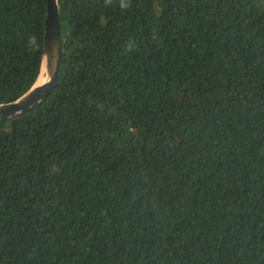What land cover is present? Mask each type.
<instances>
[{"label":"trees","instance_id":"1","mask_svg":"<svg viewBox=\"0 0 264 264\" xmlns=\"http://www.w3.org/2000/svg\"><path fill=\"white\" fill-rule=\"evenodd\" d=\"M59 78L0 118V264H264V4L58 0ZM47 0H0V104Z\"/></svg>","mask_w":264,"mask_h":264},{"label":"water","instance_id":"2","mask_svg":"<svg viewBox=\"0 0 264 264\" xmlns=\"http://www.w3.org/2000/svg\"><path fill=\"white\" fill-rule=\"evenodd\" d=\"M264 4V0H260ZM64 63V41L58 0H47L40 74L31 89L11 103L0 104V118L9 119L41 103L59 78Z\"/></svg>","mask_w":264,"mask_h":264}]
</instances>
